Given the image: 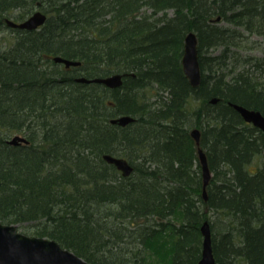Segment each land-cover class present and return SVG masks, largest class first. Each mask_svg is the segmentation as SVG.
I'll list each match as a JSON object with an SVG mask.
<instances>
[{
    "label": "trees",
    "instance_id": "obj_1",
    "mask_svg": "<svg viewBox=\"0 0 264 264\" xmlns=\"http://www.w3.org/2000/svg\"><path fill=\"white\" fill-rule=\"evenodd\" d=\"M35 9L44 24L0 46V222L90 264H196L207 220L216 264H264V132L229 105L264 115V77L222 71L243 32L264 40V0H0V30ZM189 31L197 87L181 65ZM261 54L242 61L262 71ZM113 73L130 74L116 88L75 81ZM120 115L134 121L109 122ZM192 127L213 172L206 199ZM17 132L28 143H8Z\"/></svg>",
    "mask_w": 264,
    "mask_h": 264
},
{
    "label": "water",
    "instance_id": "obj_2",
    "mask_svg": "<svg viewBox=\"0 0 264 264\" xmlns=\"http://www.w3.org/2000/svg\"><path fill=\"white\" fill-rule=\"evenodd\" d=\"M46 20V14L37 9L33 11L26 19L15 22L6 18L5 23L11 28L21 30H35ZM219 20V17L216 18ZM52 60L64 63L65 67L77 66L79 61L68 59L59 55L53 56ZM182 70L192 87L200 84V65L198 61L197 36L193 31H189L184 36L183 50L181 56ZM130 73H113L105 77L79 76L75 78L80 83H100L109 88H116L122 84V78ZM217 98H212L211 102H216ZM233 108L238 111L241 117L251 122L255 127L264 132V115L259 110L248 109L239 104H232ZM134 121L130 115H120L111 118L110 122L125 126ZM195 145L197 146L198 160L201 167L202 175V196L206 199V186L209 183L211 172L207 164L206 155L199 146L200 130L193 128L190 131ZM8 143L20 144L28 143V140L19 134L12 136ZM103 158L106 162L113 164L123 176L131 174L133 167L129 162L119 156L104 154ZM201 252L196 264H216L212 249L211 230L207 220L200 225ZM0 264H90L82 257L76 255L69 249L62 247L56 240L24 234L17 230L15 224H4L0 222Z\"/></svg>",
    "mask_w": 264,
    "mask_h": 264
},
{
    "label": "rangeland",
    "instance_id": "obj_3",
    "mask_svg": "<svg viewBox=\"0 0 264 264\" xmlns=\"http://www.w3.org/2000/svg\"><path fill=\"white\" fill-rule=\"evenodd\" d=\"M18 13L19 12L14 13V15L13 16H9V18L13 19L16 22H20V21L26 19L32 12L27 17H25L23 19H20V20L18 18ZM14 30H16V28H11V27H9L8 25H5V24H4V28L0 30V46H4V49L9 44H11L10 39L13 40L12 37L14 36ZM242 34L244 35V37H246V40L244 41L243 45H241V47L237 46L236 49H234L235 50L234 52L238 53L236 58L235 57H233V58L232 57H226L225 58V63L222 66L223 67L222 71L223 72H227V71L231 70L232 68L235 71H237V70H240L242 68H245V70L249 72V75H252L254 78H259V79L262 80L263 77H264V70L261 71V70H258V69H254L250 64L244 63L242 60L245 59L246 56L254 57V58L256 56H261L262 54L260 53V47L264 45V40L258 35H249V36H247L246 32H243ZM197 48H198V46H197ZM221 49H222L221 47H211L207 51H205L204 54L208 55V56H211V57L212 56H219L220 52H221ZM198 61H199V53H198ZM200 75H201V68H200ZM200 80H201V78H200ZM15 134H19L21 136H24L21 132H17ZM15 134H13V135H15ZM11 137H12V135H11ZM256 159H254V162L251 165H255V164L258 165V163H260V164L262 163L261 160H256ZM212 176H213V172H211V177ZM17 228H18V230L20 232H25L23 230V228H21V227H17ZM201 240H202V237L200 239V242H201ZM128 247H129V245H128ZM143 256H144V254H143ZM235 263L236 264H242L241 261H237Z\"/></svg>",
    "mask_w": 264,
    "mask_h": 264
},
{
    "label": "bare ground",
    "instance_id": "obj_4",
    "mask_svg": "<svg viewBox=\"0 0 264 264\" xmlns=\"http://www.w3.org/2000/svg\"><path fill=\"white\" fill-rule=\"evenodd\" d=\"M252 35H256V34H252ZM247 36H249V35H247ZM233 37V36H232ZM237 39H239V42H237L238 43V45H236V46H230V49L231 50H234V49H236V47L237 46H239V47H241V45H243V43H244V41L246 40V37H244V36H240L239 35V37L237 38ZM261 49H262V46L260 47V53H261ZM262 56V55H261ZM206 57V56H205ZM208 57V56H207ZM256 57H259V56H256ZM255 57V58H256ZM245 58H248V56H246ZM251 58H254V57H249V59H251ZM252 61H253V59H252ZM232 104H234V103H232V102H229V105H231L232 106ZM235 104H238V103H235ZM239 105H241V104H239ZM243 106V105H242ZM245 107V106H244ZM232 108H233V106H232ZM247 108V107H246ZM234 109V108H233ZM248 109H251V108H248ZM235 110V109H234ZM255 110V109H254ZM236 112H238L237 110H235ZM240 115V114H239ZM241 116V115H240ZM242 118V117H241ZM243 119V118H242ZM111 120V119H110ZM110 120H109V122H110ZM243 121L244 122H246V123H248V124H250V125H252L253 127H255L251 122H247V121H245L244 119H243ZM111 123V122H110ZM111 124H113V123H111ZM194 127H192V128H190V130H189V134H190V131L193 129ZM200 130V129H199ZM211 236H212V234H211ZM202 237V236H201ZM211 239H212V237H211Z\"/></svg>",
    "mask_w": 264,
    "mask_h": 264
},
{
    "label": "flooded vegetation",
    "instance_id": "obj_5",
    "mask_svg": "<svg viewBox=\"0 0 264 264\" xmlns=\"http://www.w3.org/2000/svg\"><path fill=\"white\" fill-rule=\"evenodd\" d=\"M35 10H36V9H35ZM35 10H34V11H35ZM39 10H40V9H39ZM42 12H43V11H42ZM46 17H47V16H46ZM6 18H7V17H4V18H3V22H4L5 25H6V23H5V19H6ZM8 19H11V18L8 17ZM11 20H13V19H11ZM13 21H14V20H13ZM15 22H16V21H15ZM18 30H21V29H18Z\"/></svg>",
    "mask_w": 264,
    "mask_h": 264
}]
</instances>
